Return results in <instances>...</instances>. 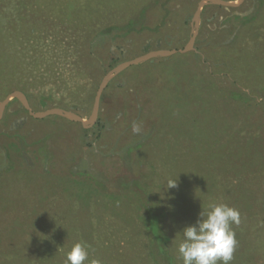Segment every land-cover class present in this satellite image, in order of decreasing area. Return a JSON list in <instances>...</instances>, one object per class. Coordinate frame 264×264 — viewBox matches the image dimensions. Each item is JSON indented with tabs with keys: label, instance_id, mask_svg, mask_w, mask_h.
Segmentation results:
<instances>
[{
	"label": "rangeland",
	"instance_id": "1",
	"mask_svg": "<svg viewBox=\"0 0 264 264\" xmlns=\"http://www.w3.org/2000/svg\"><path fill=\"white\" fill-rule=\"evenodd\" d=\"M30 1L58 12H30L33 46L13 42L9 30V17ZM143 1L105 5L90 27L128 18ZM199 1L170 0L165 18L152 6L143 16L147 29L87 37L82 23L71 26L85 16L74 1L0 0L4 57L26 78L27 92L14 90L33 111L56 107L88 119L111 68L151 50L183 48ZM12 91L1 86L0 101ZM170 180L175 187L167 188ZM210 203L240 213L231 264H264V0L203 6L193 49L115 74L90 127L57 115L33 118L16 98L4 107L0 264H64L77 242L88 245L85 264H163L143 212H163L174 262L183 264L177 233Z\"/></svg>",
	"mask_w": 264,
	"mask_h": 264
},
{
	"label": "trees",
	"instance_id": "2",
	"mask_svg": "<svg viewBox=\"0 0 264 264\" xmlns=\"http://www.w3.org/2000/svg\"><path fill=\"white\" fill-rule=\"evenodd\" d=\"M74 1L73 3L81 10H78V12H81L82 14H85V16L79 15L78 21H74V19H70L71 26L77 27L79 23H82V25L79 26L81 28V31H85L87 37H89V33L91 35V32H96L94 36H122L126 35L131 31L136 30H143L147 29V25L143 24V16L145 15V12L150 9L152 6H159L160 10L164 12V18L170 13V8L168 7V2L170 0H149V1H143L139 9L128 18L121 19L120 21H115L113 23H106L103 25H100L96 29L90 27L91 19L96 18L105 5H111L115 4L117 5L119 0H70ZM31 1L26 5V9H23V11H20L18 15L16 16H10L9 17V30L10 35L13 38V42L17 43L19 42V39L22 38L23 44H27L30 46L32 45V38L35 36L36 31L32 29V25L34 21H32V25L27 22V18L30 14V12H36L37 9L40 11L41 9L47 11V14H53L58 13L54 7V5L47 4L45 2L41 3L38 2V5L36 9L33 8V5H31ZM59 11V9H58ZM22 22V23H21ZM165 23V19L163 20V24ZM20 25V29H19ZM149 28V27H148ZM2 36L0 34V87L3 86V93L12 91L14 89L20 88L25 93L27 92L26 85L21 84L22 78L25 76L22 73H18L16 70V66H8L7 65V58L4 57L5 51L2 49L3 46V39H1ZM93 38V36H90L89 41ZM90 46L86 45L85 54L90 55ZM26 79V78H25ZM140 219L142 220L144 226L146 227V230L149 234V240L152 244L153 251L155 253V256L163 262V264H175L172 250L170 249L169 242H170V236L168 234V230L166 229L165 224L161 222V218L163 216L162 213H155L150 214L147 217V214L145 212L140 215Z\"/></svg>",
	"mask_w": 264,
	"mask_h": 264
},
{
	"label": "clouds",
	"instance_id": "3",
	"mask_svg": "<svg viewBox=\"0 0 264 264\" xmlns=\"http://www.w3.org/2000/svg\"><path fill=\"white\" fill-rule=\"evenodd\" d=\"M134 133L140 131L133 124ZM167 188L176 186V181H167ZM240 224L237 209L223 203H210L199 213L194 224L185 226L180 232L177 250L183 264H231L237 245L232 225ZM89 258L88 245L77 242L65 255L64 264H85ZM91 264H100L93 260Z\"/></svg>",
	"mask_w": 264,
	"mask_h": 264
},
{
	"label": "water",
	"instance_id": "4",
	"mask_svg": "<svg viewBox=\"0 0 264 264\" xmlns=\"http://www.w3.org/2000/svg\"><path fill=\"white\" fill-rule=\"evenodd\" d=\"M244 0H200L197 4V7L193 13V25L191 29V36L188 42L183 46L181 49H155L148 51L142 55L134 57L133 59L124 61L119 63L118 65L111 68L106 74L102 77L101 81L98 84L96 89L94 99H93V106L91 110V114L88 119H83L80 115L73 113L71 111L64 110L62 108H49L44 111H33L30 107V104L26 98V96L19 90H14L7 94V96L0 101V117L3 113L5 105L9 102L11 98H16L20 101L22 106L28 111L29 115L33 118H41L49 115H57L60 117H64L68 120L79 122L85 128L90 127L92 124L95 123L98 112H99V105H100V98L104 87L106 86L109 79H111L115 74L121 72L122 70L126 69L131 65H135L141 62H145L147 60H151L154 58L159 57H167L176 53H185L193 49L195 38L197 35V30L199 26L200 14L201 9L203 6L208 4L223 6V7H237L239 6Z\"/></svg>",
	"mask_w": 264,
	"mask_h": 264
}]
</instances>
